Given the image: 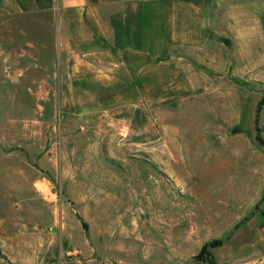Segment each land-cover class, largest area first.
Returning a JSON list of instances; mask_svg holds the SVG:
<instances>
[{"label": "rangeland", "instance_id": "374dc122", "mask_svg": "<svg viewBox=\"0 0 264 264\" xmlns=\"http://www.w3.org/2000/svg\"><path fill=\"white\" fill-rule=\"evenodd\" d=\"M9 25L35 28L31 18ZM12 37L23 36L15 31ZM48 52H41L33 76L7 84L11 91L0 97V163L25 158V174L36 175L40 165L42 175L38 192L29 193L32 183L23 179L17 190L24 193L11 195L12 178L0 166V264H82L83 253L68 255L58 242L50 252L38 250L55 246L48 236L60 235L51 226L57 219L69 222V246L91 251L83 240L100 236L104 241L90 243L109 256L116 238L123 247L115 251L133 255L135 264H237L264 251V217L252 219L264 209V180L257 178V153L247 143L257 140V130H243L241 120L264 82L244 75L248 96L232 97L237 83L210 78L207 63L185 59L180 77L145 81L141 68L133 82L122 80L110 90L87 83L84 94L71 98L56 78L58 67L44 59ZM67 69L60 68L62 76ZM260 128L264 136V111ZM32 145L40 146L41 157L67 156L60 174L34 162ZM86 206L109 226H96ZM185 235L192 236L191 250L180 247ZM215 239L222 242L200 256ZM121 256L108 261L134 264Z\"/></svg>", "mask_w": 264, "mask_h": 264}, {"label": "crops", "instance_id": "0c3cea01", "mask_svg": "<svg viewBox=\"0 0 264 264\" xmlns=\"http://www.w3.org/2000/svg\"><path fill=\"white\" fill-rule=\"evenodd\" d=\"M23 18L34 20L35 28L28 30L18 26L17 29L9 25ZM0 24L7 25L0 27V97L11 91L7 84L24 83L25 78L34 75L41 66V52L44 50L49 51L43 55L44 59L58 67L56 78L58 81L62 78L71 98L84 94L87 83L96 81L101 84V89L110 90L122 80L133 82L141 68L144 69L145 81L147 77H180V67L185 59L207 63L211 68L210 78L226 77L237 83L240 92L234 88L232 97H236L235 93L241 94L242 98L248 96L244 75L264 82V0H0ZM15 31L23 36L22 39L12 37ZM42 35H48V38ZM61 67L68 68L64 77ZM121 76L130 78L120 79ZM256 93L259 95L255 102L249 108L246 106L243 113L242 129H259L261 132L264 90ZM233 120L236 124L240 121ZM247 143L257 153V178L264 180V145L256 139H249ZM31 153L34 162L45 165L54 173L60 172L59 163L67 159V156L56 154L41 157L40 146L37 145H32ZM24 161L25 158L21 163H0L12 178L8 187L11 195L24 193L17 190L23 179L32 183L29 193L40 190V165L34 166L36 175L29 177L25 174ZM225 164L230 165V162L225 160ZM63 169L66 171V166ZM60 191L55 190L54 193ZM115 205L117 203L112 208ZM82 209L96 226H109L104 215L90 216L87 206ZM260 215L264 217V209L256 212L252 219ZM68 223V220H54L51 226L59 227L60 235L57 236L56 231L48 238L55 246L42 245L37 247L38 250L50 252L58 242L68 255L83 253L86 260L80 261L82 264H115L108 260L121 256L115 249L123 245L116 238L109 256L100 250L99 245L95 249L90 243V239L98 244L104 241L100 236L83 240L84 244H90L91 251L87 245L69 246L73 238L66 230ZM3 227V219L0 218V229ZM183 228L181 223L180 230ZM191 237H180L182 249L185 246L189 248ZM40 239V242H45V236ZM121 257L135 264L133 259L136 258L131 254Z\"/></svg>", "mask_w": 264, "mask_h": 264}, {"label": "trees", "instance_id": "16d2710c", "mask_svg": "<svg viewBox=\"0 0 264 264\" xmlns=\"http://www.w3.org/2000/svg\"><path fill=\"white\" fill-rule=\"evenodd\" d=\"M257 140H258L261 144L264 145V139H263V137H262L261 132H260L259 129L257 130ZM263 200H264V197L262 198L261 201H263ZM260 205H261V202H259V203L256 205V208H255V209H259ZM221 242H222L221 240H219V239H215V240L209 242V244H205V245L203 246V249H202V251H201L200 256L204 255V256H207V257H208V256H209L208 254H210L209 248H212V247H214V246H216V245H219Z\"/></svg>", "mask_w": 264, "mask_h": 264}, {"label": "built area", "instance_id": "2783aa9c", "mask_svg": "<svg viewBox=\"0 0 264 264\" xmlns=\"http://www.w3.org/2000/svg\"><path fill=\"white\" fill-rule=\"evenodd\" d=\"M237 264H264V251L254 256L242 259Z\"/></svg>", "mask_w": 264, "mask_h": 264}]
</instances>
